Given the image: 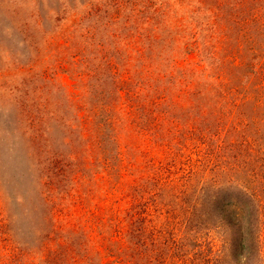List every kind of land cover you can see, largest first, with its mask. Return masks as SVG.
Masks as SVG:
<instances>
[{
    "label": "rangeland",
    "instance_id": "1",
    "mask_svg": "<svg viewBox=\"0 0 264 264\" xmlns=\"http://www.w3.org/2000/svg\"><path fill=\"white\" fill-rule=\"evenodd\" d=\"M0 264H264V0H0Z\"/></svg>",
    "mask_w": 264,
    "mask_h": 264
},
{
    "label": "trees",
    "instance_id": "2",
    "mask_svg": "<svg viewBox=\"0 0 264 264\" xmlns=\"http://www.w3.org/2000/svg\"><path fill=\"white\" fill-rule=\"evenodd\" d=\"M241 241H242V246H245V244H244V237L241 239Z\"/></svg>",
    "mask_w": 264,
    "mask_h": 264
}]
</instances>
